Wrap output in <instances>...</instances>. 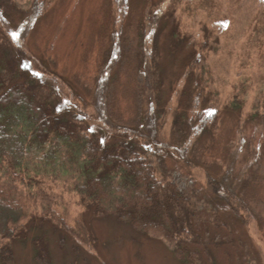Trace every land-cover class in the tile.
Here are the masks:
<instances>
[{"label":"trees","instance_id":"16d2710c","mask_svg":"<svg viewBox=\"0 0 264 264\" xmlns=\"http://www.w3.org/2000/svg\"><path fill=\"white\" fill-rule=\"evenodd\" d=\"M46 2L32 0L20 13L17 38H6V48L0 47V66L9 69L0 71V264H17L16 240L27 243L29 233L45 227L52 236L60 235L62 247L72 243L68 249L72 261L64 264H90L77 243L89 250L96 239L81 217L69 224L57 210V183L95 217L114 218L140 234L163 239L173 247L179 264H217L211 249L233 242L225 243L223 234L219 243L214 242L215 235L205 237V228L197 225L193 196L157 175L147 155L149 149L170 143L160 120V110L167 107V102L161 103L166 92L156 73L159 64L145 46L143 21L131 16L129 32L135 33L136 44L130 46L119 32L111 0L102 4L96 76L89 95L99 127L89 136L81 113L63 102L59 79L35 73L21 43ZM170 38L186 76L183 86L173 91L176 104L162 111L170 115L171 138L180 145L215 128L218 116L212 109L219 94L203 83L204 64L197 65L198 59L204 60L203 50L188 39L180 40L173 30ZM65 92L85 112L84 99L73 90ZM149 97L157 105L148 110L144 105ZM240 104L231 99L226 108L235 111ZM174 149L181 152L179 146ZM183 149L181 160L188 165L187 148ZM253 154L254 149L249 150ZM204 186L215 205L228 207L245 225L253 218L254 204L264 209V175L217 168L206 174ZM222 224L216 221L212 226L222 229ZM38 243L37 239L32 243L34 264H56L48 244Z\"/></svg>","mask_w":264,"mask_h":264},{"label":"rangeland","instance_id":"374dc122","mask_svg":"<svg viewBox=\"0 0 264 264\" xmlns=\"http://www.w3.org/2000/svg\"><path fill=\"white\" fill-rule=\"evenodd\" d=\"M31 1L0 0L2 49L6 48V38H17L20 13L29 8ZM105 1L47 0L21 41L34 72L59 79L63 102L81 113L83 122L88 124L85 130L89 136L99 127L89 95L96 76L97 31ZM111 6L116 10L119 32L128 37L130 46L136 44L135 33L129 32L131 16L143 21L145 46L160 66L156 73L166 92L161 98V103L167 102L163 110L176 104L173 91L183 86L186 76L180 70V55L173 52L170 32L173 30L177 38L188 39L203 50L204 60H197L199 67L204 64L203 83L219 94V103L212 109L218 116L215 128L206 134L198 132L179 145L171 138L170 115H163L161 109L163 135L170 144L153 147L147 155L157 175L174 181L193 196L197 225L205 228V237L215 235L214 242L219 243L223 234L225 243L233 242L220 246L221 249H211L217 264H264L263 205L254 204L253 218L245 225L228 207L215 205L204 186L206 174H214L217 168L264 175V0H111ZM199 67L194 69L197 77ZM6 69L9 72L0 66L3 73ZM68 89L84 99L85 112L67 99ZM231 99L241 103L235 111L226 108ZM148 100L146 109L157 105L150 97ZM177 146L181 152L174 149ZM183 148H187L188 165L181 160L186 152ZM251 149L253 156L249 155ZM55 193L59 197L57 210L66 215L67 222L71 224L81 217L96 239L89 250L77 243L78 251L90 264H179L173 247L163 239L140 234L114 218L95 217L65 192L60 183ZM213 215L217 222L223 223L222 229L212 226L216 223ZM48 228L29 233L27 243L21 238L16 240L17 264H34L32 243L36 239L39 246L48 244L56 264L72 261L68 250L72 243L62 247L60 235L52 236Z\"/></svg>","mask_w":264,"mask_h":264}]
</instances>
